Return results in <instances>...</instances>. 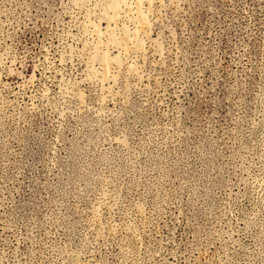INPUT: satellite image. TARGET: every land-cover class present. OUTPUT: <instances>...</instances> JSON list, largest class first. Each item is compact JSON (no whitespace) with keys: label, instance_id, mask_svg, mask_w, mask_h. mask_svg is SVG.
Segmentation results:
<instances>
[{"label":"rangeland","instance_id":"rangeland-1","mask_svg":"<svg viewBox=\"0 0 264 264\" xmlns=\"http://www.w3.org/2000/svg\"><path fill=\"white\" fill-rule=\"evenodd\" d=\"M113 1L0 0V264H264V0Z\"/></svg>","mask_w":264,"mask_h":264},{"label":"bare ground","instance_id":"bare-ground-1","mask_svg":"<svg viewBox=\"0 0 264 264\" xmlns=\"http://www.w3.org/2000/svg\"><path fill=\"white\" fill-rule=\"evenodd\" d=\"M129 6V0H114L111 6L108 10V19L110 20V23H117L118 19L120 17V12L124 7ZM147 26V23L144 19L141 17L138 18L136 23V31L135 34H138L140 32H144L145 28ZM123 31L124 35L122 36V39L116 38L111 31H109L110 35V43L112 45H119L120 47L127 48L129 46L128 43V35ZM96 33H99L98 29L96 30ZM101 46V41L98 40L97 43H95V49H99ZM95 58H99L98 60L101 62V71H100V77L102 82L109 81L112 78H116V73L114 72V66L117 64L116 59H110L107 55L98 56V54H95Z\"/></svg>","mask_w":264,"mask_h":264}]
</instances>
